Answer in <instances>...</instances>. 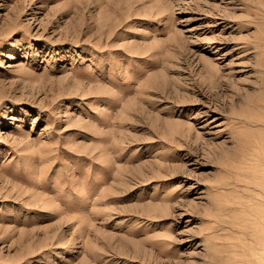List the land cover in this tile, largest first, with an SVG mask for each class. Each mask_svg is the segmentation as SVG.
<instances>
[{"label": "rangeland", "instance_id": "obj_1", "mask_svg": "<svg viewBox=\"0 0 264 264\" xmlns=\"http://www.w3.org/2000/svg\"><path fill=\"white\" fill-rule=\"evenodd\" d=\"M0 264H264V0H0Z\"/></svg>", "mask_w": 264, "mask_h": 264}]
</instances>
